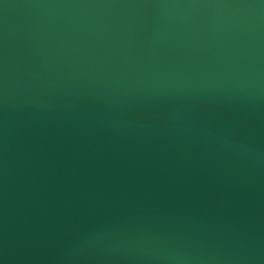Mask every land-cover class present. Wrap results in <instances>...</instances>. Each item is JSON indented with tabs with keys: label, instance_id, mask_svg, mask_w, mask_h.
I'll use <instances>...</instances> for the list:
<instances>
[{
	"label": "water",
	"instance_id": "95a60500",
	"mask_svg": "<svg viewBox=\"0 0 264 264\" xmlns=\"http://www.w3.org/2000/svg\"><path fill=\"white\" fill-rule=\"evenodd\" d=\"M0 264H264V0H0Z\"/></svg>",
	"mask_w": 264,
	"mask_h": 264
}]
</instances>
